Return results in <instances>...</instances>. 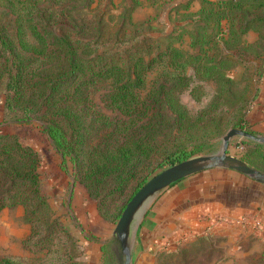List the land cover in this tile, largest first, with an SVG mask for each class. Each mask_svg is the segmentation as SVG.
Instances as JSON below:
<instances>
[{"label":"trees","instance_id":"trees-1","mask_svg":"<svg viewBox=\"0 0 264 264\" xmlns=\"http://www.w3.org/2000/svg\"><path fill=\"white\" fill-rule=\"evenodd\" d=\"M99 2L0 0V123L37 121L59 154V166L66 169L70 161L72 178L95 200L100 214L115 221L155 168L190 157L198 148L162 143L170 127L178 132L200 119V114L190 117L178 99L190 80L187 67L197 79L214 78L220 100L234 82L227 71L250 64L254 73L250 102L264 68V0H201L189 26L164 32L163 40L154 41L157 49L152 54L149 31L138 30L150 20L131 17L140 0H131L117 15L99 9ZM106 22L114 23L111 36L104 32ZM248 29L257 32L252 42L243 37ZM154 62L169 68L163 80L167 83L158 86L159 108L173 115L167 125L161 123L163 114L152 112L154 99L139 92L144 72ZM105 81L101 96L118 116L93 105L92 94ZM194 88L190 87L192 95ZM215 104L212 100L203 112H212L209 107ZM245 109L231 126L251 133L243 120ZM217 128L215 124L209 132L216 133ZM240 158L248 162L250 156L241 153ZM39 163V152L21 134L0 127V209L22 205L30 224L22 242H30V251L45 256L54 244L60 250L58 264H81L71 254L72 237L52 214ZM172 254L160 249L156 264ZM0 264L25 263L0 255Z\"/></svg>","mask_w":264,"mask_h":264},{"label":"rangeland","instance_id":"rangeland-1","mask_svg":"<svg viewBox=\"0 0 264 264\" xmlns=\"http://www.w3.org/2000/svg\"><path fill=\"white\" fill-rule=\"evenodd\" d=\"M99 1V9H105V11H109L115 15L119 13L114 9L118 6L107 4L106 0ZM76 2L78 1L74 3ZM119 3L117 2L115 5ZM127 6L126 4H121L120 9L122 10ZM118 21V19L115 20V22ZM150 23L139 24L138 30L142 32L149 31L148 34L151 35L149 40L152 42L149 45V53L152 54L157 49L154 41H159V39L163 40L164 25L159 23V21H152ZM112 24L114 26V23L106 22L107 27L104 32H108L109 36L112 35ZM187 48L195 49V47ZM167 72H169V68L165 64L158 62L152 63L151 68L144 72V84L139 88V92L142 95H147L150 99H154L151 110L154 113L165 116L161 122L163 125H167L173 116L169 110L163 109V107L159 108L160 101L158 99L160 91L158 86L167 83L163 81ZM227 72L228 75H232L234 82L229 86V90H224L220 100H216V80L214 78L197 79L193 76L190 67L185 69V74L190 76V80L178 93V99L184 105L190 117H196L200 114V119L194 126L178 132L173 126L170 127L168 137L162 142L165 146H180L186 147L187 149L198 147L193 151L192 156L215 153L220 150L222 134L232 127L233 121L243 113L251 94L254 92V84L251 83L254 73L250 64L247 63L245 67H234ZM103 85L93 92V105L99 111L107 113L110 116H118L117 111L106 105L104 98L101 96L102 92L107 88L108 83L106 82ZM192 85L195 86L193 95L190 92ZM212 100L218 103L213 107H209L214 108V110L209 113L203 112ZM2 108V95H0V119L3 114ZM37 123V121H34L32 124L23 125L0 123V127L4 130L21 134L23 141L32 145L39 152L40 163L38 170L42 175L44 189L48 194V202L53 216L63 223L69 235L72 237L71 254L81 264H86L88 257L87 244L85 242L93 241L99 245V252L92 258L93 264H122L123 254L119 248L117 239L112 233L116 220L112 221L110 218H105L100 214L95 200L87 195L79 181L72 178L70 161H66V169H62L59 166V154L53 149L49 139L40 131L36 125ZM215 124L218 127V132H209L210 129L213 130V125ZM244 139L247 140L249 138L240 135L230 137L227 148L229 144L239 143ZM260 143L264 145V142ZM226 152L232 154L228 149H226ZM233 152L234 154H238V156L235 155L237 157H240L239 154L241 153L249 155L250 158L247 163L264 170V159L262 157L264 155V147L261 148L259 146L254 148L251 145L239 150H233ZM165 166L155 168L153 173ZM151 197L144 202L140 211ZM29 230L30 224L24 219L22 205L16 204L14 206L2 207L0 209V255L19 259L25 264H58V253L60 250L57 245L52 244L49 253L43 256L42 254L30 251L28 244L30 242H25V244L22 242L28 235ZM108 237H110V243L114 247L113 252H110L106 246V238ZM184 247V249L180 247L176 251H171L173 254L163 264H209L208 261L211 254L205 241ZM159 251L160 249L156 252L153 264H156L160 259H158ZM129 264H132V262ZM259 264H264V260H261Z\"/></svg>","mask_w":264,"mask_h":264},{"label":"crops","instance_id":"crops-1","mask_svg":"<svg viewBox=\"0 0 264 264\" xmlns=\"http://www.w3.org/2000/svg\"><path fill=\"white\" fill-rule=\"evenodd\" d=\"M115 1L106 0L118 6L116 12H120L121 4L131 5V0H117L118 5ZM200 1L140 0L132 8L131 17L159 21L164 25L163 32L176 31L189 26ZM243 37L252 42L257 32L248 29ZM255 86L243 120L252 134L264 137V68ZM250 140L241 144L242 148L260 143ZM260 146L263 148V143ZM227 149L234 154L233 150L240 148L234 143ZM109 239L106 246L113 252ZM204 241L210 249L209 264H259L264 260V183L226 166L202 169L174 181L155 193L130 224V262L153 264L159 249L175 251ZM85 243L86 264H93L99 245Z\"/></svg>","mask_w":264,"mask_h":264},{"label":"water","instance_id":"water-1","mask_svg":"<svg viewBox=\"0 0 264 264\" xmlns=\"http://www.w3.org/2000/svg\"><path fill=\"white\" fill-rule=\"evenodd\" d=\"M234 135L264 142V137H258L238 127H230L221 136V147L219 151L193 155L159 169L149 176L127 199L112 229V233L117 239L123 254L122 264L130 263V250L128 246L130 224L140 211L141 206L150 196H153L174 181L202 169L213 166H226L264 183V171L249 165L240 157L226 152L228 140Z\"/></svg>","mask_w":264,"mask_h":264},{"label":"built area","instance_id":"built-area-1","mask_svg":"<svg viewBox=\"0 0 264 264\" xmlns=\"http://www.w3.org/2000/svg\"><path fill=\"white\" fill-rule=\"evenodd\" d=\"M237 147H238V148H240V149L242 148V146H241V145H237Z\"/></svg>","mask_w":264,"mask_h":264}]
</instances>
